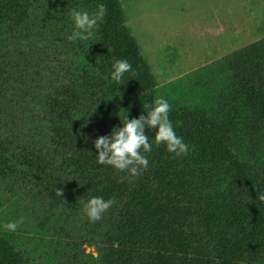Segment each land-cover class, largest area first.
Masks as SVG:
<instances>
[{
	"label": "trees",
	"instance_id": "trees-1",
	"mask_svg": "<svg viewBox=\"0 0 264 264\" xmlns=\"http://www.w3.org/2000/svg\"><path fill=\"white\" fill-rule=\"evenodd\" d=\"M125 20L119 0H0V264H264V37L158 84ZM157 97L188 154L146 128L138 177L97 163L95 139ZM94 196L116 203L91 222Z\"/></svg>",
	"mask_w": 264,
	"mask_h": 264
},
{
	"label": "crops",
	"instance_id": "crops-1",
	"mask_svg": "<svg viewBox=\"0 0 264 264\" xmlns=\"http://www.w3.org/2000/svg\"><path fill=\"white\" fill-rule=\"evenodd\" d=\"M121 5L125 24L140 42L142 53L140 35L128 26L126 9ZM142 21L143 35L147 32L161 42L182 38L186 49L183 60L191 68L187 73L264 37V0H150L142 11ZM142 55L149 64L145 53Z\"/></svg>",
	"mask_w": 264,
	"mask_h": 264
},
{
	"label": "clouds",
	"instance_id": "clouds-1",
	"mask_svg": "<svg viewBox=\"0 0 264 264\" xmlns=\"http://www.w3.org/2000/svg\"><path fill=\"white\" fill-rule=\"evenodd\" d=\"M107 14L104 4H99L94 12L73 9L71 12L75 24V30L68 37L72 41L86 40L91 31L95 29L98 22L102 21ZM111 72L112 80L120 82L124 73L133 71L131 64L126 59H118L113 64ZM146 115L141 114L138 118L123 121V126L113 128L111 135H101L94 141L98 150L97 163L107 164L120 172H127L131 177H138L141 170L148 168V159L141 153L150 152L152 145L145 129H156L155 144H165L169 152L177 156L186 155L189 145L176 135L173 125L169 119L171 106L163 97H157L153 105H149ZM63 188H57L56 194L63 196ZM264 201V195L259 197ZM83 209L91 222L102 219L112 205L116 203L114 198L105 200L103 197H91L87 201L81 200ZM8 230L14 231L18 227L15 221L4 225Z\"/></svg>",
	"mask_w": 264,
	"mask_h": 264
},
{
	"label": "rangeland",
	"instance_id": "rangeland-1",
	"mask_svg": "<svg viewBox=\"0 0 264 264\" xmlns=\"http://www.w3.org/2000/svg\"><path fill=\"white\" fill-rule=\"evenodd\" d=\"M126 9L127 24L133 33L139 37L142 45V53L147 56V60L159 83L166 82L186 71L190 70L185 56V47L182 38L179 36L171 37V40L161 42L155 36L144 33L142 21V11L148 6L150 0H120ZM140 43V42H138ZM178 55H176V54ZM182 60H179L181 59Z\"/></svg>",
	"mask_w": 264,
	"mask_h": 264
}]
</instances>
